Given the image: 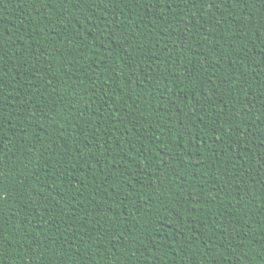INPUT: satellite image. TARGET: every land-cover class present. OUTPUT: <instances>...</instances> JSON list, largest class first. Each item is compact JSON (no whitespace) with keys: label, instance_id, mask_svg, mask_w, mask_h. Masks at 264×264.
I'll return each instance as SVG.
<instances>
[{"label":"trees","instance_id":"obj_1","mask_svg":"<svg viewBox=\"0 0 264 264\" xmlns=\"http://www.w3.org/2000/svg\"><path fill=\"white\" fill-rule=\"evenodd\" d=\"M0 264H264V0H0Z\"/></svg>","mask_w":264,"mask_h":264},{"label":"snow or ice","instance_id":"obj_2","mask_svg":"<svg viewBox=\"0 0 264 264\" xmlns=\"http://www.w3.org/2000/svg\"><path fill=\"white\" fill-rule=\"evenodd\" d=\"M102 2H103V0H102Z\"/></svg>","mask_w":264,"mask_h":264}]
</instances>
